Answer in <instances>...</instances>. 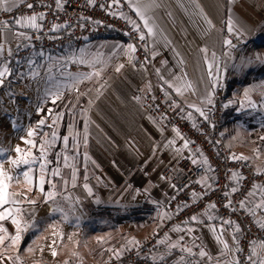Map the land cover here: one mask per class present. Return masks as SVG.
<instances>
[{
  "label": "crops",
  "instance_id": "1",
  "mask_svg": "<svg viewBox=\"0 0 264 264\" xmlns=\"http://www.w3.org/2000/svg\"><path fill=\"white\" fill-rule=\"evenodd\" d=\"M156 3L159 6L148 13L155 26L154 35L147 34L143 21L131 8L129 14L149 39L150 64L147 66L136 65L135 53H129L126 48L133 43L119 36L90 37L77 49L67 44L60 51L39 52L20 63L12 59V55L27 40H18L11 34L5 39L4 34H0V43H5L0 66L7 62L11 69V74L5 76L0 86V148L5 150L0 155V163L10 175L18 178L19 183L16 179L12 181L11 190L26 192L29 199L36 201L34 205H22L29 210L24 221L31 227L21 234L18 246H11L7 241L5 246H0L3 264H23L24 259L32 264H65L66 261L68 264H105L112 246L106 248L105 243L113 238L116 241L147 236L161 225L165 215L162 206L175 192L166 172L184 157H196V154L190 144L191 151L182 148L181 137H186L180 131L178 136L174 131L177 128L165 125L142 101L134 99L137 90L145 93L157 83L174 94L191 114L200 116L195 108L189 107L192 104L208 114L205 97L209 91L214 97L208 64L213 62L215 53L221 76L218 85L228 81L229 100L238 104L236 109L233 105L225 110L226 142L231 147L232 139L242 145L250 138L248 130L233 122L260 114L254 109L247 115L241 114L238 107L252 108L245 99L246 89L257 107L264 104V100L255 97L264 93V0H156ZM17 16L21 15L9 21ZM205 17L211 21V27ZM229 17L237 29L232 33L228 32ZM40 23L43 25V20ZM33 30L13 26V31L28 35ZM226 33L237 40H231ZM226 38L236 47L226 46L223 43ZM8 48L12 50L11 56ZM203 48L208 49L207 61L201 51ZM82 59L84 63L80 62ZM96 72L99 75L84 79V74ZM33 73L38 75L33 76ZM165 81L181 87L183 94H178L175 87ZM187 82H191V88L186 87ZM53 97H58L55 103ZM61 112L63 117L50 127L55 115ZM261 114L264 117V112ZM41 119L46 121L45 126H38ZM30 128L36 133L31 137L35 147L25 143ZM53 130L57 138L45 146L47 155L41 161L39 145L43 140L51 141ZM64 136H69L67 145L63 142ZM169 140H175V144L165 147ZM17 145L21 149H31L38 158L30 166L32 191H27L22 175L29 166L17 169L9 161L17 157ZM236 148H239L235 151L237 154L242 153L241 147ZM176 149L182 151L177 153ZM258 149L264 153L262 145ZM65 157H68L67 166ZM42 162L47 164L43 193L39 190ZM255 165L262 167L264 161ZM55 168H59V176L52 175ZM74 169L75 182L72 179ZM162 176L166 179H161ZM48 180L55 183L57 195L45 202L44 194L52 190ZM261 198L257 190L251 197V207ZM53 208L62 211L54 212ZM208 215L214 219L209 220ZM198 217L203 223L181 225L194 228L191 234L171 228L165 238L167 250L161 256L172 260L188 256L187 251L169 246L180 236L187 240L186 248H192V255L199 257L201 248L208 252L213 260L200 258L211 264L216 260L223 264L224 260L238 256L235 251L221 256L223 245L216 240V236L222 235L234 250V226L224 225L221 233L222 219L211 213ZM255 217L264 220V209H256ZM4 223L9 233L14 234L10 221ZM213 225L217 229L215 232L209 227ZM255 246L259 251V244ZM53 250L57 255H52Z\"/></svg>",
  "mask_w": 264,
  "mask_h": 264
},
{
  "label": "built area",
  "instance_id": "2",
  "mask_svg": "<svg viewBox=\"0 0 264 264\" xmlns=\"http://www.w3.org/2000/svg\"><path fill=\"white\" fill-rule=\"evenodd\" d=\"M27 3H33L35 7L28 9L25 4L13 9L11 13H0V21L9 20L15 15H31L33 12L46 14L42 28L29 33L31 39L24 44L28 46L23 45L12 55V59L20 63L39 52L60 51L67 44L77 49L90 37L119 36L136 45V65L150 64L148 37L146 36L143 41L140 40L139 33L133 31L130 23L119 15L110 14L115 11L129 16L131 11L124 0H121L120 5L113 4L111 9L108 8L111 0H95L94 5L88 4L87 0H62L61 9H57L56 0H27ZM101 4L105 7L101 8ZM54 24L65 25V27L53 31ZM141 31H143L142 27ZM226 35L233 41L237 40L234 35L229 33ZM227 87L228 81L226 80L215 87L214 103L207 106L208 119L188 112L174 94L157 83H154L153 88L145 93L141 90L135 92V97H139L150 112L160 118L165 125L177 128L191 141L190 148L196 157L201 161L206 158L208 164L193 165L188 157H184L175 168L168 170L166 176L172 185H176V188L174 195L162 206L165 215L161 225L147 236L116 240L105 264H188L189 261L192 264H196L197 261L199 264H211L192 254L184 256L183 261L181 258L172 260L164 257L160 259V257L167 250L165 238L171 228L175 225H184V221L189 220L192 215L204 214L207 205L212 202L216 204V208L208 210L207 213L239 224L241 230L237 234L239 247L244 251L239 252L238 256L242 260L251 252L253 247L250 244L251 241H256V245L264 241V228H260L255 222L256 217L239 208V201L245 198L248 191L252 190L253 184L264 185V172L257 174L258 166L250 160L232 159L233 154H239L228 146L225 138V110L228 106L234 105V103L228 104L230 100ZM197 149L200 151L197 152ZM261 168H264V165ZM233 171L239 172L245 179L237 184L236 181L230 179ZM202 176L213 178L209 180L212 185L210 189L195 183ZM185 185L188 187H184ZM231 187H238L239 191L225 197L223 192L230 191ZM193 191L196 193L206 191L207 194L197 198L192 196ZM229 199L233 201L231 208L224 206ZM248 206L251 207V197ZM99 210H104V207H99ZM233 226L235 227V224ZM132 238H135L139 244L129 243ZM161 240L164 243H158ZM180 245L177 251H183L187 247V240L181 241ZM117 251L120 252L118 257L115 254ZM23 264H32V262L24 259Z\"/></svg>",
  "mask_w": 264,
  "mask_h": 264
},
{
  "label": "snow or ice",
  "instance_id": "3",
  "mask_svg": "<svg viewBox=\"0 0 264 264\" xmlns=\"http://www.w3.org/2000/svg\"><path fill=\"white\" fill-rule=\"evenodd\" d=\"M87 3L90 5H94L95 4V0H87ZM121 0H111V3L108 5V8L111 9L112 5H120ZM124 3L131 8L135 15L137 17H139V19L141 21H143V28L147 30V34L148 35H154L155 34V26L154 24L151 22V18L149 17L148 13L155 7H158L159 5L156 3V0H124ZM28 9H33L35 7V5L33 3H27V0H0V11L3 12H7V13H11L13 11L14 8H18L21 5H25ZM43 6V5H42ZM56 7L57 9H61L63 7L62 4V0H56ZM101 8H104L105 5L101 4L100 5ZM197 7H199V5H197ZM111 15H119L121 18L125 19L128 23H130L133 26V31L138 32L139 33V39L140 40H145L146 39V34L144 31H141V26L140 24L136 23V21L132 20L129 16H127L126 14H124L123 12H115L112 11L110 12ZM201 14L202 10H201ZM45 13L44 12H39V13H35L33 12L31 15H21V16H17L15 17L12 21L9 20H3L0 21V34H4L5 39L7 37L8 34H11L14 38L18 39V40H30L31 37L23 32V31H13V26H17V27H24V28H31L34 30H40L42 28V24L40 23V21L44 20L45 18ZM205 21L206 23L211 27V21L207 20V18L205 17ZM227 26H228V32L232 33L234 31H237V29L235 28V24L234 21L231 17H229L228 22H227ZM62 27H65V25H61V24H54L52 26V30L56 31ZM238 34H242V32H239ZM223 43L230 47V48H234L236 47V45H234L232 43V41L230 39H224ZM25 47H27L28 45H24ZM20 47V45H18V48ZM126 48L128 50L129 53H135L136 51V45L134 44H128L126 45ZM202 52L205 53V60L207 61V48H203L201 49ZM5 52V43H0V57L3 56V53ZM8 55L11 56L12 54V50L11 48L7 49ZM155 55V54H154ZM225 55H230V53H225ZM134 58V57H133ZM81 63H84L85 61L82 59L80 61ZM166 63V62H165ZM122 67V66H120ZM213 68H215V72L213 71ZM208 76L213 78V83H212V88L213 90L215 89V87L218 86V83L221 79L220 76V67L219 64L216 63L215 60V53H213V62L208 64ZM120 68H117V71H119ZM157 73L159 74V69L156 70ZM11 74V69L8 67L7 62H4L2 64V66H0V86H2L4 84V78L7 75ZM38 75V73H33V76ZM91 75H99L98 72L96 73H91V74H84V79H90ZM161 79H163V77H161ZM165 83H169L170 86L175 87V91L178 94H183L182 93V88L181 87H177L173 84H171L169 81H165ZM186 87L187 88H191V82H187L186 83ZM77 91H79V89L77 88ZM249 90H245V99L248 100V106L255 108L257 107L256 103L254 101H252L248 95ZM262 97H264V93L261 94ZM58 97H53V103H55V100ZM134 99L139 100V97H134ZM205 101L207 105H212L214 103L213 101V92L209 91L207 97H205ZM235 101H229L228 104L234 103ZM175 104V102H173ZM243 106V105H242ZM189 107L195 108V110L200 114V116L204 117V119H208V115L207 113L201 108L198 107L195 104L189 105ZM225 107H227V105H225ZM49 114H52V110L49 109ZM63 113H58L55 115L54 119H53V125H50V127L54 126L57 121H59L62 117H63ZM46 121L44 119H41L38 122V126H45ZM85 127H87V124H85ZM174 131L176 132V134L179 136V130L178 129H174ZM36 135L34 129H29L28 130V137L29 139L25 140V143L35 147V141L33 139H31V137H34ZM47 135V134H45ZM51 141L49 140H43L41 141L40 145H39V152H40V157L39 159L41 161H43L44 157H46L47 155V151H46V145H51L57 138V132L55 130H53V132L51 133ZM183 149H189V144L191 143V141H189L186 138H183ZM22 139H24L22 137ZM262 140H264V137H261ZM68 140H69V136H64L63 137V142L65 145L68 144ZM85 144L87 143V138L85 137ZM175 144V140H169L167 142V144L165 145V147H169L171 145ZM191 151V149H189ZM16 153L18 154L16 158H9V161L11 163L12 166H14L15 168L19 169L22 165L24 166H29L27 168V170H24L22 172V175L24 177V181L25 184L27 186V191H32L33 190V176L30 175V173L33 171L32 168L30 167L32 164L37 162V157L34 156L31 152V149L25 150V149H21L19 145L16 146L15 148ZM177 153H180L182 151V149H176ZM197 152H199L200 150L197 149ZM256 155H259V149L254 150ZM5 152L4 149L0 148V155H3ZM59 156V154H57ZM188 159L191 160V163L193 165H198L200 163L207 165L208 161L206 158H204L202 161L198 158L195 157V155L188 157ZM232 159L234 160H243V161H248L250 159V157L244 156L243 154H233L232 155ZM67 161H68V157H65V165L67 166ZM47 168V164L46 163H40V176H39V190L43 193L44 192V183L46 182V178H45V170ZM210 168V166H209ZM261 172H264V168L261 167H257L256 168V173L259 174ZM20 173H18L19 175ZM52 175L53 176H59L60 175V171L59 168H55L52 170ZM16 179L17 183H19L18 178L17 177H13L12 175L9 174V172L7 170H5L4 166L2 163H0V246H5V242L7 241L11 246H18L19 242L22 240V233L26 232L29 227H31V225H29L26 221H24V215L29 213L28 209H25L22 207V205L24 203H28L31 205H34L36 203L35 200H31L29 199V197L27 196V193H21V192H17V191H12V181ZM72 179L73 182H75L76 179V173H75V169L73 170V174H72ZM161 179H166V177H161ZM213 179V178H209L207 176H202L199 180L195 181V183H199L205 186L206 189H210L212 187L211 183H209V180ZM230 179L234 180L237 182V184H239L240 181H242L243 179H245V177H243L239 172L233 171L232 172V176L230 177ZM50 185H51V189L50 191H48L47 193L44 194V198H45V202L51 201L54 199V197L57 195V193L54 191V189L56 188L55 183H53L51 180L47 181ZM67 182L65 181V184ZM84 187L88 190L89 194H91V189L88 187L87 184L84 185ZM171 187L173 189L176 188V185H171ZM184 187H188L187 185H185ZM182 190V189H181ZM257 190L260 191L261 193V200L258 204H256L254 207H249V198L253 197ZM145 191H147V189H145ZM239 191L238 187H231L230 191H225L223 192V195L225 197H228L230 194H234L236 192ZM207 192L205 191L204 193H196L195 191L192 192V196L193 197H200L201 195H206ZM66 199H70V197H66ZM174 199V197H173ZM233 205V201L231 199L227 200V202L225 203V207L227 208H231ZM187 205H185L186 207ZM216 208V204L214 202L209 203L207 205L206 208V212L204 214H207L208 210L211 209H215ZM239 208L241 210H246L247 212L250 213V215L252 216H256V209H264V185H259V184H253L252 186V190L248 191L245 198L241 199L239 201ZM178 210H182L179 209ZM52 211L56 212V211H62V209L59 208H53ZM233 211H235V209H233ZM67 217L65 216V219ZM170 218V217H169ZM208 219L212 220L214 219L213 216L208 215ZM6 221H10L11 225L14 226V234L9 233L8 228L5 226ZM190 222H198V223H203V221L200 220V218L197 215H192L189 220L184 221V224H189ZM258 226L260 228H264V220L261 219H257L255 221ZM235 224V228L233 231V240L236 243V247L235 249H230L229 245L227 243V241H225L222 238V235H218L216 236V240L223 245V250L221 252V256L226 255L228 252L231 251H235L236 253L242 252L244 251L243 248L239 247V239H238V233L241 231L239 228V224L236 222H233L231 220H221V225H220V229L219 231L222 233L224 231V225H228L229 227H232ZM212 228V230L215 232L217 231V229L215 228V226H209ZM174 231L177 232H185L187 234H191L195 229L191 228V227H181L180 225H175L173 228ZM184 240V236H180L179 239L173 243H171L169 246L171 248H176V247H180V241ZM55 243V242H53ZM129 243L134 244V245H138L139 242L135 240V238H132V240L129 241ZM158 243H164V241H158ZM250 244L253 245L250 254H248L243 260L239 257V256H233L231 259H226L223 261V264H264V241H261L259 243V251L257 250L256 245V241H251ZM185 251H187L190 255L192 254V248H186L184 249ZM117 255V257L120 255V252L117 251L115 253ZM52 255L55 256L57 255V252L55 250H53ZM199 257L201 258H207L209 261L213 260V257L210 256L208 254V252H206L203 248H201V250L198 252ZM7 259H12V257H8ZM16 259L19 261V257L17 256ZM155 259V257H154ZM160 259H163V256L160 257ZM181 260L183 261L184 258L181 257ZM4 262V258L2 256H0V264H3ZM22 264V262H21ZM65 264H68V262L66 261ZM188 264H192L191 261L188 262ZM196 264H199V261L196 262ZM215 264H222V262L220 260H216Z\"/></svg>",
  "mask_w": 264,
  "mask_h": 264
},
{
  "label": "rangeland",
  "instance_id": "4",
  "mask_svg": "<svg viewBox=\"0 0 264 264\" xmlns=\"http://www.w3.org/2000/svg\"><path fill=\"white\" fill-rule=\"evenodd\" d=\"M261 94H262V92L256 94L255 97L259 98L261 100H264V97H262ZM234 105H235L234 107L236 109L238 106L236 101L234 102ZM238 108H241L240 110H242V113H241L242 115L244 113H246V115H247L248 113H250V111L253 112L252 109H254L255 111L259 110L260 114L262 112H264V104L262 106H258L255 108H248V107H238ZM260 114L255 115V117H251V116L249 117V116L245 115L246 117L240 118V119L237 118V119H235V122H233V124L234 123L240 124L241 126L244 127V129L248 130L250 138L246 139L245 140L246 142L242 145L237 144L236 139H232L233 144L231 145V148L234 151H236L237 149H239V148H236L237 146L241 147L240 151L242 153H240V154H243L244 156L250 157L249 160L254 162L255 164H259V163L264 161V153L262 154L261 152H259V155L257 156L255 151H254V150L258 149L261 145L264 147V140L261 139V137H264V117L262 114L261 115ZM231 124H232V122H231ZM113 239H111L110 242L105 243L104 247L107 248L112 244V246H111V249H112L113 244L115 242Z\"/></svg>",
  "mask_w": 264,
  "mask_h": 264
}]
</instances>
